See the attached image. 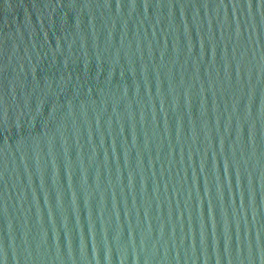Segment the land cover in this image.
<instances>
[{
    "label": "water",
    "instance_id": "obj_1",
    "mask_svg": "<svg viewBox=\"0 0 264 264\" xmlns=\"http://www.w3.org/2000/svg\"><path fill=\"white\" fill-rule=\"evenodd\" d=\"M0 264H264V0H0Z\"/></svg>",
    "mask_w": 264,
    "mask_h": 264
}]
</instances>
